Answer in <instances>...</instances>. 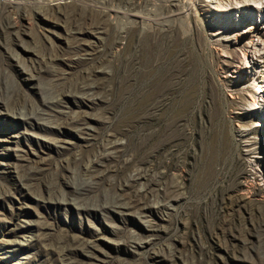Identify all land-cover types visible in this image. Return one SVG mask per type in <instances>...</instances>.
<instances>
[{
  "label": "rangeland",
  "instance_id": "obj_1",
  "mask_svg": "<svg viewBox=\"0 0 264 264\" xmlns=\"http://www.w3.org/2000/svg\"><path fill=\"white\" fill-rule=\"evenodd\" d=\"M54 1L0 0V264H264L235 29L203 0Z\"/></svg>",
  "mask_w": 264,
  "mask_h": 264
},
{
  "label": "bare ground",
  "instance_id": "obj_2",
  "mask_svg": "<svg viewBox=\"0 0 264 264\" xmlns=\"http://www.w3.org/2000/svg\"><path fill=\"white\" fill-rule=\"evenodd\" d=\"M68 1L70 0H57V2L55 1L54 2L65 5L66 3H68ZM195 1L196 0H194V2L193 1L188 2L191 3V8H193V6L195 5ZM203 1L205 6L204 13H206L205 16H210V17L214 16L217 19V21H223L224 26H229L231 29H235L236 33L234 35L236 40L234 41V43L237 42L238 44L239 38H247L248 36H250L251 39L244 46L245 49V51L243 52L244 63L243 66H241V69L249 67V64L245 65V63H250V59L258 58V55L261 50V45L263 44V42L259 38L254 37L255 34L257 35L258 33L254 31L253 28L264 29V0H203ZM192 3L194 4L193 6ZM130 16L135 17L136 18L135 20H139V19L143 20V18L140 15H136L134 13L130 14ZM247 21L251 25L249 29L247 26L248 23ZM258 90L260 91L261 88H258ZM251 99L253 104L258 103V101L256 102L257 99L255 95L252 94Z\"/></svg>",
  "mask_w": 264,
  "mask_h": 264
},
{
  "label": "built area",
  "instance_id": "obj_3",
  "mask_svg": "<svg viewBox=\"0 0 264 264\" xmlns=\"http://www.w3.org/2000/svg\"><path fill=\"white\" fill-rule=\"evenodd\" d=\"M248 22V21H247ZM248 29L251 27L250 23H247ZM254 31H256L258 34H255V38H259L263 44L261 45V49L263 48L264 45V29H258V28H253ZM243 34V33H242ZM243 39V40H242ZM251 38H239L238 41H241V49L240 51V56H241V60L239 61V64H237L235 66V69L233 71V73H235V75H239L240 79L244 78V77H249L250 78V82L253 84V88H254V93L253 95L256 96V102L258 101V103L254 104V105H250V107L252 108V110L254 111V106H260L259 110H260V114H256L260 120H262L264 122V61H260L258 58L256 59H250V63H245L249 64V67L247 68H242L241 66H243L244 60H243V52L245 51L244 47L245 44H247V42L250 40ZM261 51V50H260ZM258 57H260V55H258ZM250 75V76H249ZM258 88H261V90L259 91ZM252 98V96H251ZM251 98H250V103H251ZM253 162H250V165ZM252 168V167H251ZM250 168V171L252 170ZM252 172H254L252 170ZM250 174V173H249Z\"/></svg>",
  "mask_w": 264,
  "mask_h": 264
}]
</instances>
